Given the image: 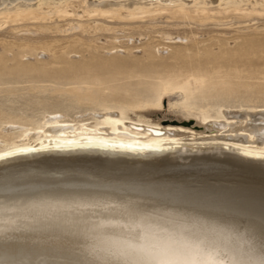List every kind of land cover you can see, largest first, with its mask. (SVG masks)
<instances>
[{
  "label": "bare ground",
  "instance_id": "obj_1",
  "mask_svg": "<svg viewBox=\"0 0 264 264\" xmlns=\"http://www.w3.org/2000/svg\"><path fill=\"white\" fill-rule=\"evenodd\" d=\"M75 1L0 0V22L72 15ZM78 1L89 17L264 14V0ZM98 103L91 123L57 112L6 121L0 264H264V108L207 103L191 125L128 120Z\"/></svg>",
  "mask_w": 264,
  "mask_h": 264
},
{
  "label": "rangeland",
  "instance_id": "obj_2",
  "mask_svg": "<svg viewBox=\"0 0 264 264\" xmlns=\"http://www.w3.org/2000/svg\"><path fill=\"white\" fill-rule=\"evenodd\" d=\"M77 1V14L0 22L1 133L14 124L6 121L36 123L53 112L91 123L107 99L128 120L148 123L194 124L189 113L212 102L264 108V14L89 17Z\"/></svg>",
  "mask_w": 264,
  "mask_h": 264
}]
</instances>
